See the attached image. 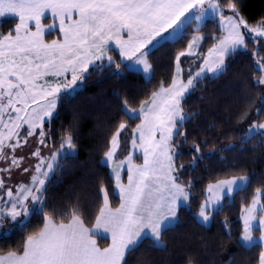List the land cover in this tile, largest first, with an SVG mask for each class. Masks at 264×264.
<instances>
[{
    "label": "snow or ice",
    "instance_id": "1",
    "mask_svg": "<svg viewBox=\"0 0 264 264\" xmlns=\"http://www.w3.org/2000/svg\"><path fill=\"white\" fill-rule=\"evenodd\" d=\"M243 7V0H0V17L17 20L0 31V244L19 235L14 247H0V264H159L158 257L211 264L200 255L227 243L242 260L264 264V176L241 201L238 236L227 217L218 235L207 231L226 198L248 192L252 176L243 167L207 184L188 218L201 232L184 227L202 164L264 153V18L249 22ZM158 54L167 57V79H155ZM237 57L247 70L234 67ZM93 73L98 80L135 73L152 87L138 107L126 88L114 89L120 119L105 125L95 150L109 171L92 165L79 189L53 198L81 141L75 118L59 130L55 121ZM198 91L204 107L191 110ZM34 218L41 222L33 227ZM256 248L251 262L246 254ZM177 252L182 261L170 259Z\"/></svg>",
    "mask_w": 264,
    "mask_h": 264
},
{
    "label": "trees",
    "instance_id": "2",
    "mask_svg": "<svg viewBox=\"0 0 264 264\" xmlns=\"http://www.w3.org/2000/svg\"><path fill=\"white\" fill-rule=\"evenodd\" d=\"M244 7L243 13L249 19V22H256L257 20L264 18V0H243ZM52 19L47 17L44 22L47 23ZM17 22L14 17H0V31L6 32L9 28L14 27ZM57 35L56 32L52 33L50 38ZM180 47V46H177ZM251 47V45H250ZM207 46L204 51L206 52ZM115 54V53H114ZM250 56V54H249ZM118 58V57H117ZM156 61V80L168 78V63L166 55H159L155 58ZM187 64V61L185 62ZM248 61L241 57H237L234 63L236 69L244 68L247 70ZM223 81L218 82L216 85H208L209 90H214L223 86ZM152 85H146L143 77L135 73H125L124 78L116 80L114 77H109L107 73L103 77L97 79L96 73H93L92 78L88 81L85 90L77 96V98L71 103H66L60 109V118L55 121V128L60 129L61 125L67 126L75 118L80 126L81 141L79 144V160L76 164L66 165V170L62 176H57L56 180L59 183H55L50 191V196L53 198L62 197L65 193H71L74 190L80 188L79 180L86 172L92 171V165L95 166V171L101 175H105L109 170L106 167H101L98 163L102 153L95 151L98 145V141H101L104 133L107 131L105 125L112 121H118L120 115L118 113V102L114 97V89L123 91L127 89V95L137 97V101L134 105L138 107V102L145 98L144 89H151ZM202 93H194L187 101V106L191 110H198L204 105L200 102ZM258 104L259 101H256ZM139 121H128L130 126H134ZM93 152L94 155L91 158V164H89V153ZM190 159V153L185 149V160L187 162ZM81 165H84L81 167ZM235 165V167H233ZM245 168L250 176H252V184L247 193H240L235 196L234 201L230 202L229 199L223 201L224 209L217 215L215 221L207 231L208 236H216L221 232V223L225 217L233 226L235 234L238 236L239 231L242 229V220L240 219V206L241 201L246 197L245 202L251 200V195L254 193L256 187L261 186V181L258 177L264 176V153L253 154L251 151L245 153L242 157L235 160L229 157L226 161L220 162L217 159L206 162L201 165L200 171L196 173L199 182L196 184L194 192V200L192 202V208L187 213L186 223L184 225L190 233L199 234L201 230L192 224L188 218H190L197 211L199 203L207 195L206 187L210 182H215V179L226 178V174L231 172H238L239 168ZM112 205L115 207L118 205V200L113 199ZM94 219V217H92ZM41 221L33 219V227ZM18 234H14L12 239L6 244H0V247L15 246ZM98 243L102 246L106 243L105 240L98 238ZM197 244L194 242L192 245L193 250L197 248ZM260 249L256 248L246 255L251 258V262L258 259ZM238 249L233 243L226 244V250L212 253L210 255L201 254L200 259L208 260L211 264H228V261L235 260L236 264H250L249 261L242 260L238 255ZM159 264H163L158 257ZM171 260L182 261V253H174ZM132 264H142L141 261H136L134 258Z\"/></svg>",
    "mask_w": 264,
    "mask_h": 264
},
{
    "label": "rangeland",
    "instance_id": "3",
    "mask_svg": "<svg viewBox=\"0 0 264 264\" xmlns=\"http://www.w3.org/2000/svg\"><path fill=\"white\" fill-rule=\"evenodd\" d=\"M49 16L51 17V14H50V13H46V14H45V17L42 19V23H44V24H46V25L49 24V23H52V20L49 21V22H47V23L44 22V19H45L46 17H49ZM6 17H11V16H6ZM138 162H139V161H138ZM125 180H126V177H125ZM254 236L258 238V237H259V232H255V233H254Z\"/></svg>",
    "mask_w": 264,
    "mask_h": 264
},
{
    "label": "crops",
    "instance_id": "4",
    "mask_svg": "<svg viewBox=\"0 0 264 264\" xmlns=\"http://www.w3.org/2000/svg\"><path fill=\"white\" fill-rule=\"evenodd\" d=\"M47 18V17H46ZM49 18H51L50 16H49Z\"/></svg>",
    "mask_w": 264,
    "mask_h": 264
}]
</instances>
